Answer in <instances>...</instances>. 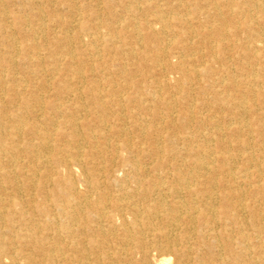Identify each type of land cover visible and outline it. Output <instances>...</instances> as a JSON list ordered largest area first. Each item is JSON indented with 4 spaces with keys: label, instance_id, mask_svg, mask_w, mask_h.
<instances>
[{
    "label": "bare ground",
    "instance_id": "6f19581e",
    "mask_svg": "<svg viewBox=\"0 0 264 264\" xmlns=\"http://www.w3.org/2000/svg\"><path fill=\"white\" fill-rule=\"evenodd\" d=\"M0 264H264V0H0Z\"/></svg>",
    "mask_w": 264,
    "mask_h": 264
}]
</instances>
